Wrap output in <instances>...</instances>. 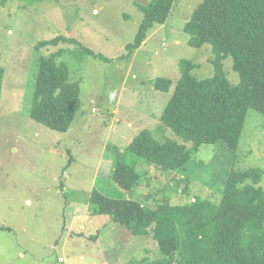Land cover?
<instances>
[{
	"label": "rangeland",
	"instance_id": "374dc122",
	"mask_svg": "<svg viewBox=\"0 0 264 264\" xmlns=\"http://www.w3.org/2000/svg\"><path fill=\"white\" fill-rule=\"evenodd\" d=\"M150 1L0 0V225L10 228L0 229V264H154L160 252L153 238L98 213L89 200L94 190L150 208L164 200L193 199L188 194L217 200L232 167H256L264 191V116L252 109L233 151L223 142L202 144L175 170L122 153L144 128L157 139L168 135L182 142L159 128L181 60L196 64L192 73L198 79L215 74L211 45L193 47L183 31L201 0H174L165 22L153 26L129 57L120 58L141 21L138 5ZM59 35L76 43L35 48ZM56 50L62 52L56 61L67 64L80 89V107L66 132L29 116L39 58ZM222 64L228 80L238 83L232 59ZM157 79L171 80L169 90L156 89ZM117 159L139 172L131 192L112 179Z\"/></svg>",
	"mask_w": 264,
	"mask_h": 264
},
{
	"label": "trees",
	"instance_id": "16d2710c",
	"mask_svg": "<svg viewBox=\"0 0 264 264\" xmlns=\"http://www.w3.org/2000/svg\"><path fill=\"white\" fill-rule=\"evenodd\" d=\"M174 0H151L138 5L143 13L127 58L140 46L147 32L165 22ZM188 44H209L215 74L198 79L190 60L179 62L181 75L160 116L159 128L176 137L155 138L150 129L137 132L123 154L143 158L152 167H184L202 144L223 142L235 150L248 109L264 116V0H201L183 26ZM62 42L76 43L62 35L40 41L36 49ZM84 53L109 61L83 47ZM56 50L38 61L29 116L59 132H66L80 107L79 81L70 79L69 67L56 59ZM230 57L239 82L231 83L222 61ZM4 68L0 66V94ZM171 80L157 79L154 87L168 91ZM120 159V158H119ZM115 160L112 179L131 192L140 178L134 166ZM262 170L256 167L229 171L219 199L188 194L183 203L167 200L148 207L132 198H109L93 191L89 200L96 211L107 214L135 235H150L160 252L154 264H264V191ZM187 189L182 188V192ZM0 229H10L0 225Z\"/></svg>",
	"mask_w": 264,
	"mask_h": 264
},
{
	"label": "crops",
	"instance_id": "0c3cea01",
	"mask_svg": "<svg viewBox=\"0 0 264 264\" xmlns=\"http://www.w3.org/2000/svg\"><path fill=\"white\" fill-rule=\"evenodd\" d=\"M112 166H113V164L112 163H110ZM84 227V226H83Z\"/></svg>",
	"mask_w": 264,
	"mask_h": 264
}]
</instances>
